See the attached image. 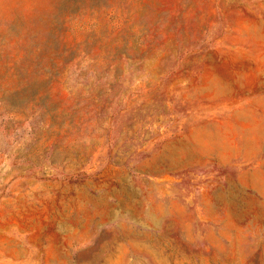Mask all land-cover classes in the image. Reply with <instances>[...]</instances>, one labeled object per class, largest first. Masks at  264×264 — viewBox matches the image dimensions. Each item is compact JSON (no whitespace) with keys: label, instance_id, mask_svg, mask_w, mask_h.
I'll list each match as a JSON object with an SVG mask.
<instances>
[{"label":"rangeland","instance_id":"1","mask_svg":"<svg viewBox=\"0 0 264 264\" xmlns=\"http://www.w3.org/2000/svg\"><path fill=\"white\" fill-rule=\"evenodd\" d=\"M0 264H264V0H0Z\"/></svg>","mask_w":264,"mask_h":264}]
</instances>
